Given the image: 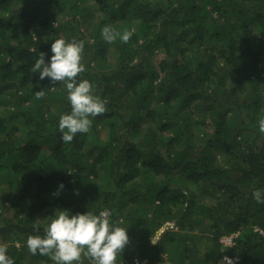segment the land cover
Wrapping results in <instances>:
<instances>
[{
	"label": "trees",
	"instance_id": "obj_1",
	"mask_svg": "<svg viewBox=\"0 0 264 264\" xmlns=\"http://www.w3.org/2000/svg\"><path fill=\"white\" fill-rule=\"evenodd\" d=\"M86 1L0 0L7 254L54 264L26 238L43 235L54 211L107 209L128 227L117 264H264V204L252 198L264 188V0H94L92 20ZM106 24L134 34L107 43ZM60 36L84 40L79 78L106 102L71 142L57 129L71 107L63 83L33 73Z\"/></svg>",
	"mask_w": 264,
	"mask_h": 264
},
{
	"label": "clouds",
	"instance_id": "obj_2",
	"mask_svg": "<svg viewBox=\"0 0 264 264\" xmlns=\"http://www.w3.org/2000/svg\"><path fill=\"white\" fill-rule=\"evenodd\" d=\"M133 34V29L117 30L107 24L100 29V35L107 43L119 39L126 44ZM84 48V40L54 38L47 62L46 53L40 51L33 65V73L38 72V81L47 79L51 84L63 83L71 106L70 111L60 114L57 124L64 142H71L77 133H88L93 118L106 111V102L94 93V85L86 78H79V74L85 71L81 62ZM45 95L44 87L35 91L37 99ZM258 131L264 133V117L258 119ZM62 188L61 182L54 194L58 195ZM252 198L258 204H264V188L253 189ZM49 217L43 235L30 234L25 243L32 255L50 256L54 264H82V257L89 264H117V257H121L129 243L128 227L114 221L112 212L107 209L98 213L88 209L74 213L60 209ZM235 236H225L222 242L232 245ZM150 242L154 244L156 240L151 237ZM238 260V257H225L219 264H237ZM0 264H15L3 244H0Z\"/></svg>",
	"mask_w": 264,
	"mask_h": 264
},
{
	"label": "rangeland",
	"instance_id": "obj_3",
	"mask_svg": "<svg viewBox=\"0 0 264 264\" xmlns=\"http://www.w3.org/2000/svg\"><path fill=\"white\" fill-rule=\"evenodd\" d=\"M85 8H87V10H89V11L87 12V14H88L90 20H92L93 17H95L96 19H98L97 17L100 15V13H99L98 10H97V7H96V4H95V1H94V0H87V1H86V7H85ZM60 37H61V36H60ZM154 56H155V55H151L150 58H149V61H152V62H153V60L155 59ZM150 63H151V62H150ZM121 220H122V218H121ZM173 224H174V223H173ZM166 227H167V228H172L173 225H172L171 223H168V224L166 225ZM167 228H166V229H167ZM0 244H1V243H0ZM17 245H19V244H17ZM82 264H89V262H88V261H86V262H82ZM136 264H140V263H138V261H136Z\"/></svg>",
	"mask_w": 264,
	"mask_h": 264
}]
</instances>
